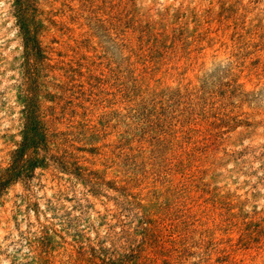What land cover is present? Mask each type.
I'll return each instance as SVG.
<instances>
[{
  "label": "rangeland",
  "instance_id": "obj_1",
  "mask_svg": "<svg viewBox=\"0 0 264 264\" xmlns=\"http://www.w3.org/2000/svg\"><path fill=\"white\" fill-rule=\"evenodd\" d=\"M0 264H264V0H0Z\"/></svg>",
  "mask_w": 264,
  "mask_h": 264
}]
</instances>
